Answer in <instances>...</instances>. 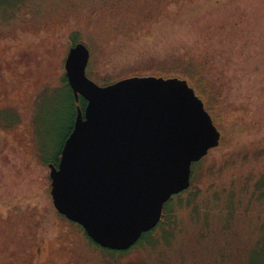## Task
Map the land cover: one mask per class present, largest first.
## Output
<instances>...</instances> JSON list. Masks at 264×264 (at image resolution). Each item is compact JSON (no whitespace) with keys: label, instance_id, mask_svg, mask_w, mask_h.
<instances>
[{"label":"rangeland","instance_id":"rangeland-1","mask_svg":"<svg viewBox=\"0 0 264 264\" xmlns=\"http://www.w3.org/2000/svg\"><path fill=\"white\" fill-rule=\"evenodd\" d=\"M7 12L0 115L12 127L0 126V264H33L35 221L51 202L46 164L71 128L62 78L76 42L88 48L86 75L98 85L183 70L216 97L204 106L220 142L191 182L204 209L173 207L163 223L170 239L136 244L117 264H247L264 237V0H38ZM15 126L22 133H10ZM31 129L40 156L26 139ZM82 254L86 264L105 262L101 250Z\"/></svg>","mask_w":264,"mask_h":264},{"label":"water","instance_id":"water-1","mask_svg":"<svg viewBox=\"0 0 264 264\" xmlns=\"http://www.w3.org/2000/svg\"><path fill=\"white\" fill-rule=\"evenodd\" d=\"M89 50L71 46L63 68L76 107L56 166L54 209L103 249L125 251L160 221L163 205L188 189L191 165L220 133L185 80L133 76L98 85L86 75Z\"/></svg>","mask_w":264,"mask_h":264},{"label":"flooded vegetation","instance_id":"flooded-vegetation-1","mask_svg":"<svg viewBox=\"0 0 264 264\" xmlns=\"http://www.w3.org/2000/svg\"><path fill=\"white\" fill-rule=\"evenodd\" d=\"M8 121L11 120H7L4 115H0V126L3 131L9 129L8 127H12V124L8 123ZM13 129L14 130L10 131V133L17 134L22 133V130L20 129L23 128H21L20 126H15ZM25 136L29 143V146L32 149H36V154L40 156L39 146L36 144L37 142L34 131L32 129L26 130ZM15 141H17V139H15ZM57 163L55 165L52 163H47L46 166L47 168L50 164L56 166ZM165 204L163 205V208ZM13 209H15L14 215H17L16 211L18 208L14 207ZM162 215L163 209L158 224L161 222ZM35 225L37 226V232L34 234L33 238L34 251L33 253H29L34 255L33 264H86L82 251L89 252L93 251L94 249L102 251V249L98 245H96L87 237L81 226L69 221L63 215L59 214L54 209L50 201L42 210L39 220L37 219L35 221ZM157 225L155 227H157ZM153 229H151L150 231H152ZM50 231H52V237H49L47 235ZM97 255L98 254H96V256ZM102 261L103 259H101V263Z\"/></svg>","mask_w":264,"mask_h":264},{"label":"trees","instance_id":"trees-1","mask_svg":"<svg viewBox=\"0 0 264 264\" xmlns=\"http://www.w3.org/2000/svg\"><path fill=\"white\" fill-rule=\"evenodd\" d=\"M37 1L38 0H11V1H5L2 4L0 3V10L3 9L1 11H4V12L8 11L7 13H10V11L12 9H14L15 7H17L18 5H21V4L30 5L32 3H36ZM187 69L190 72H192L191 71V69H192L191 65H189ZM193 70H196V68L193 67ZM179 71L180 72L178 74L179 75L178 78L186 80L188 85L191 88L194 89L195 93L197 94V96L199 98L202 99L204 104H206V101L210 100V98H211L210 102L211 103L214 102L213 104L216 105V97H212L205 90V88L201 86V84L199 83L200 81L197 84H195L194 78H192V76L187 75V73L183 72V70H179ZM135 74H131V75H128V76H130V77L131 76H140V75H138V73H135ZM150 75H154V74H150ZM158 76H160V75H158ZM165 77H167V76H165ZM194 77L197 78L196 75ZM118 78L119 77H116L113 81H111V80L109 81V80L103 78V80H102L103 84H101V85H106V84H109V83L114 82L116 80H119L120 78L119 79ZM62 81L64 83L65 88L69 92V97H70V101H71V109H72L71 128H70V130H69V132L67 134V136H68L70 131L72 130V127H73V122H74L75 115H76V107L79 106L81 108V110H83V108L86 105V102L82 98H79L78 102H75L74 97L72 95V92H71L70 88L68 87L66 79H65L64 76L62 78ZM59 155H60V153H59ZM59 155H58V157H59ZM58 157H57V159L54 162H52V164L55 165L57 163ZM197 165L198 164L196 163V164H192V166H191V182H192V179L194 178V176L196 174ZM199 198H200L199 192L196 191V190H193V189L191 191V185L186 191L181 192L180 194H178L176 196H172V198H170V200H168V202L165 204V206L163 208V215H162L161 222L152 231L147 232L145 234H142L140 239L138 240V242L136 244L138 245L140 243H143V244L147 243L148 245L155 246L160 241L167 242V240H169L170 237L167 236L166 231L168 230V227H166V225H163L164 221L166 219H168L169 215L172 216V211L174 210V208H180V206H184L186 203L187 204H191V209L193 210V213H198L199 211L202 210V208L204 209V206L197 202V199H199ZM186 206H189V205H186ZM151 242H153V243H151ZM102 251L105 254V262H104V264H117V261L115 260V256L123 255V254H125L127 252V251L116 252V251H108V250H102ZM108 256L111 258L110 260L108 258H106ZM247 264H264V237L261 238L257 242V244L255 245L253 250L250 252Z\"/></svg>","mask_w":264,"mask_h":264}]
</instances>
